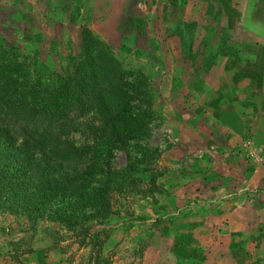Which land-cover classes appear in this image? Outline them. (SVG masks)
Here are the masks:
<instances>
[{
    "label": "rangeland",
    "instance_id": "rangeland-1",
    "mask_svg": "<svg viewBox=\"0 0 264 264\" xmlns=\"http://www.w3.org/2000/svg\"><path fill=\"white\" fill-rule=\"evenodd\" d=\"M186 1L193 2L141 0L137 10L131 9L127 13L124 44L119 46L113 41L108 45L124 68L138 70L156 91L147 136L128 140L126 144L128 147L135 143L155 154L150 158L151 167H154L150 170V183L148 174H139L137 180L111 183V191L106 195L107 207L101 212H104L103 216L97 218L88 216L90 213L84 207L69 220L62 221L59 212L66 208L67 199L54 195L41 202L33 203L27 199L33 211L23 209V201L26 200L21 196L13 197L10 202L0 201V264H27L28 261L29 264H92L95 259L98 264H180L190 236L180 238L174 233L173 244L166 252L156 253L150 242L156 234L160 238L166 236V232L171 230L170 225L178 220L171 214L185 204L172 195L180 189L179 182L197 177L198 172L187 169L189 164L184 157L195 160L210 158L212 154L186 152L182 140L177 137L182 128L178 119L185 115L186 110L193 109L187 107V100L193 96L188 97L179 90L186 82L179 79V74L191 66H207L213 56V62L219 57V62L225 61L230 51L225 43L226 34L230 31L224 26L214 29L209 25L205 28V17L203 26H198L194 10H184ZM68 2L0 0V44L7 48L15 46L28 59L30 66L35 63L38 70L63 74L69 68V58L79 52L80 32L85 28L81 23L83 19L78 21L76 17L79 13L70 12ZM148 3L157 4V10L151 13L147 9ZM243 11H234L235 35L238 37L244 34L237 27ZM217 15L219 20L226 18L222 12ZM148 17L151 24L146 26ZM105 31L109 34V30ZM254 31L258 33V30ZM138 34L143 41L136 40ZM147 35L162 41L158 44L146 42L144 38ZM239 46L235 44L237 51ZM241 49L247 53L248 46ZM205 51L209 58L201 59L199 54ZM245 87L250 88V84L239 87L238 91ZM173 114L175 118L171 116ZM190 119L191 126H194L195 117ZM80 140L78 135L70 136L74 144ZM124 149L113 152L112 169L123 167ZM129 149L132 155H138L134 151L137 148ZM242 151L250 164H264V147L246 141ZM77 206L75 209L79 208ZM97 232L100 242L96 240L97 245L94 246L93 242L88 244V237ZM179 242L180 246H177ZM189 245L193 246V241Z\"/></svg>",
    "mask_w": 264,
    "mask_h": 264
},
{
    "label": "crops",
    "instance_id": "crops-1",
    "mask_svg": "<svg viewBox=\"0 0 264 264\" xmlns=\"http://www.w3.org/2000/svg\"><path fill=\"white\" fill-rule=\"evenodd\" d=\"M139 4L141 0H69L68 8L79 13L78 21L83 19L82 26L95 38L120 46L127 13L137 10ZM156 8L157 4L148 3L150 12ZM192 9L198 26H203L205 17V28L224 26L230 31L225 61L221 58L219 62V57L213 62V56L207 66H191L179 74L186 81L179 90L193 96L187 100V107L193 109L178 119L182 128L177 137L186 152L205 151L212 157H184L187 169L198 172L197 177L179 182L180 189L172 195L185 202L184 207L171 214L178 220L170 223L166 236L160 238L154 232L157 236L152 237L150 247L156 253L169 251L176 233L180 238L190 236L194 243L184 245L180 264H264V164H250L242 151L246 141L264 147V0L186 1L184 10ZM240 10L245 11L237 27L244 34L238 37L234 11ZM219 12L226 18L219 20ZM148 20L150 17L146 26L151 24ZM137 37L138 42L143 41L139 34ZM144 41L158 44L162 39L147 35ZM245 46L247 53L241 49ZM206 53L199 54L200 58H209ZM246 84L250 88L238 91ZM171 116L175 118V114Z\"/></svg>",
    "mask_w": 264,
    "mask_h": 264
},
{
    "label": "trees",
    "instance_id": "trees-1",
    "mask_svg": "<svg viewBox=\"0 0 264 264\" xmlns=\"http://www.w3.org/2000/svg\"><path fill=\"white\" fill-rule=\"evenodd\" d=\"M79 41L63 74L38 70L15 46L0 44V201L21 196L23 209L33 211L27 199L58 196L67 199L62 221L84 207L88 216H103L111 183L148 174L149 184L154 169L153 151L126 144L147 136L156 91L88 29ZM121 148L125 163L112 169L113 152ZM98 236L88 244L97 245Z\"/></svg>",
    "mask_w": 264,
    "mask_h": 264
}]
</instances>
